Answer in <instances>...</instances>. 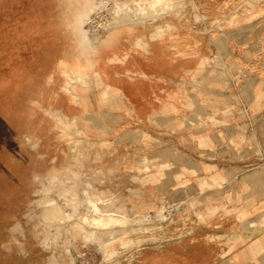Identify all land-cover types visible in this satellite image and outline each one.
<instances>
[{
	"label": "rangeland",
	"instance_id": "1",
	"mask_svg": "<svg viewBox=\"0 0 264 264\" xmlns=\"http://www.w3.org/2000/svg\"><path fill=\"white\" fill-rule=\"evenodd\" d=\"M84 4L85 0H0V248L3 246L9 251L6 255L7 249L1 248L2 251L0 249L1 253L6 250L0 255V264H33L30 257L26 255L27 250L24 246L26 239L33 241L29 250L33 256L35 248L38 247L37 251L42 255L40 264H48L50 258L59 253H62L63 261L65 259L72 264H150V257H156V250H159L157 255H162L159 252L164 247L181 252L179 254L182 259L186 260L195 257V250L200 247L207 257H213L212 259L219 257L220 259L219 255L222 253L220 245L225 240V235L219 233L215 235L214 240H209L208 229L195 230L192 228L196 220L198 222L205 221L204 219L212 212L210 204L203 199L192 198L188 201L178 199L166 202V208L163 206L151 207L148 210L137 212L132 217L127 213H122L123 220L117 221L107 228L83 222L89 235H93L95 230L98 233L109 230L118 232L119 235V231L123 230L117 237V241L112 243L115 247L112 250H117L115 254L111 248L108 249L109 247L107 249L101 247L105 254L97 251L95 248L100 244L97 240L92 241L94 238L85 239L82 234L78 233L74 236L71 235L72 239L69 238L70 246L69 244L65 245L68 232L62 229L63 233L60 237L57 229L52 226L57 221L69 219L71 222L64 226V229H72V223L80 221L81 215L89 217L97 215L93 205L89 204V199L86 198L88 200L86 201L90 210L85 209L84 206L81 208L85 209L86 213H72L73 215L69 218L56 215L55 220L52 217V221L47 219L49 216H46L45 208H48L46 206L48 199H54L53 202L59 204L63 203L59 197H62L67 203L76 202V196L73 199L70 198L75 195L71 193H80V198H82L85 187L93 185L99 189L104 188L102 186L104 184L103 174L94 158L99 154L92 153L93 151L99 152L96 146L113 145V138L123 133L124 137L132 136L131 139H122L123 144L128 145L133 142L134 145L143 147L146 144L143 138H137L136 142L134 135H125V133H133L135 130L139 135H143L142 126H148L147 128L150 130L161 131L163 114L172 116L167 126L176 130L183 124L175 116L181 113L180 109L182 108L186 110V113L192 115L202 112L204 118L206 115L208 119H211L209 115L217 110L214 106L216 103L210 100L212 93L209 90L205 88L201 90L187 89V102L182 107L177 104L170 107L150 105V111L146 113H149L150 120L136 121L135 117L131 116L134 108L129 106V103L125 104L127 100L117 105L114 100L123 99L126 96V91L120 88L123 85L114 90L109 89L108 84H106V89L98 86L103 84L104 79L108 76L106 72L98 68L96 57L86 68L82 81H78L76 84L69 80L65 81V70L70 75H74L75 72L71 66L64 67L62 60L73 61L75 58H79L84 61L86 57V49L81 43L77 26L74 24L76 15L79 10L85 7ZM173 5L175 8L176 6L181 8L184 5V0H174ZM99 8L102 10L98 9V13L93 14L97 18L94 28H98V31L102 32V21L108 23L114 12L111 13L112 9L110 10V7L103 4ZM160 10L163 11L162 8ZM167 10L164 9V12L156 14L157 10L154 13L151 11L149 13L152 14L150 20L171 14L170 10ZM187 15L178 20L187 19ZM194 15L196 16V12ZM205 17L204 14L202 18H197L198 20L195 17V21H200ZM101 19L103 20L101 21ZM98 23H100L99 26H97ZM131 34H137V29ZM113 38L114 36H111L110 40ZM92 43L96 52L102 41L99 38L98 41ZM145 43L146 40L142 37L135 41V45L142 49H145ZM116 59H120V56L117 55ZM213 59L212 63L216 68H219V73L214 72L215 75H212V78L207 81L213 80L228 85L229 78L224 73L223 59L219 54H213ZM128 76L135 77L132 74H128ZM195 80L192 79V81ZM207 81L205 80L204 83ZM82 84H85L86 87H81ZM201 94H204L203 99H199ZM221 110L226 114L244 113L236 95ZM191 125L205 128L209 123L192 121ZM36 136L40 137L39 140ZM121 142L118 143L121 144ZM139 151L141 152V149ZM55 167L60 169L58 174L55 173V176H51L47 173ZM152 169L154 166L151 163L150 171ZM45 172L44 178L37 180L36 174ZM73 172L76 177L81 173L80 177L75 178L72 175ZM78 172L79 174H77ZM74 181L77 182V185ZM100 183L102 184L100 185ZM239 183L234 184L235 187H232L230 192L239 193ZM64 187L67 190L70 189V193ZM219 187L218 189V187L209 186L204 189L203 195L217 193L216 190H219V193L224 191L222 186ZM41 188H45L44 192L37 194L36 191ZM206 189L211 190L207 191ZM225 192L228 191L225 190ZM88 194L97 200L99 206L101 203L111 204L115 201L114 199L111 202L101 199L89 189ZM21 198L22 200H20ZM40 200H43V204H39ZM44 200H47L46 204ZM239 203L241 202L236 201L234 207L229 209L234 208V211H238L239 207L235 204ZM227 204L224 201L219 203V206L226 212ZM112 208L117 209L115 205ZM159 210L164 211L165 216L155 219V217L157 218L155 214H158ZM42 211L45 221L48 220L46 222L51 224L48 227L45 226L46 224L41 218ZM76 214H80L78 219ZM7 215L9 218L6 220ZM51 232L54 234L57 232L56 235L59 237L53 234L52 238ZM45 237L46 240L48 238L50 240L48 239L46 242ZM123 237L126 240L123 241ZM238 237L241 239L240 235ZM125 241L132 245L129 243L126 247ZM58 244L63 245L59 247ZM68 246L71 248V255L63 252ZM59 248L62 249V252L59 251ZM105 251L107 253L112 251L113 254H106ZM82 252L86 253L83 257L81 256ZM71 256L74 260H71ZM105 256H108L106 261ZM167 256L168 254L165 253L162 256L163 260L167 259ZM172 259L174 262L172 264H179L181 261L180 256ZM60 261L62 262V260ZM161 261H155V264H160Z\"/></svg>",
	"mask_w": 264,
	"mask_h": 264
},
{
	"label": "crops",
	"instance_id": "2",
	"mask_svg": "<svg viewBox=\"0 0 264 264\" xmlns=\"http://www.w3.org/2000/svg\"><path fill=\"white\" fill-rule=\"evenodd\" d=\"M190 1L186 6L187 19L178 20L173 14L153 18L150 26L147 24L146 28H136L137 34H131L136 29L123 28L120 35L100 44L94 57L99 58L102 71L108 77L98 86L106 89L108 84V88L114 90L123 85L120 88L126 91V96L112 99L116 105L127 100L125 104L129 103L134 108L131 116L136 121L150 120L149 113L146 114L150 111V105L170 107L177 104L182 107L187 102V89L209 90L212 93L210 100L216 103V112L211 113V119H208L206 115L204 118L202 112L192 115L182 108L181 113L175 116L183 124L176 130L167 126L172 116L163 114L161 131L142 126L143 135L135 130L125 133L134 135L136 142L137 138H143L146 143L143 147L133 142L123 144L122 139L132 137H124L123 133L113 138V145L96 146L99 152L92 153L99 154L94 158L102 171L104 188L93 185L85 187L82 198L80 193H71L75 195L70 198L76 196V202L67 203L58 197L63 200L61 204L70 216L77 212L86 213L85 209L90 210L86 202L89 189L101 199L115 200L111 204L101 203L100 213L96 212L97 215L90 218H100L104 214L113 215L119 220H123L122 213L132 217L151 207L166 208V202L203 199L210 204L212 212L205 221L196 220L192 228L208 229L209 240H214L219 233L225 235L220 245V259L207 257L200 247L195 250L193 259L186 260L182 259L181 252L164 247L159 252L162 255H157L159 250H156V257H150V264L161 260L160 264H172V258L179 256V264H264V0H194L195 5ZM195 12L200 15L199 18L203 14L206 17L195 21ZM161 24L177 28L181 35L179 46L176 45L177 39L170 37L172 29L165 33L164 39L151 37V33ZM140 37L146 40L145 49L135 45ZM213 54H219L225 63L228 85L207 81L215 75L214 72L219 73V68L212 63ZM117 55L120 56L118 60ZM128 74L135 77L131 78ZM234 95L238 97L244 113L221 112ZM203 96L201 94L199 99H203ZM192 121H205L209 125L196 127L191 125ZM151 163L154 166L152 171ZM59 170L55 167L47 173L55 176ZM45 174H36L39 176L37 180L44 178ZM72 175L78 178L74 172ZM236 180L240 182L237 194L230 192ZM209 186L218 189L222 186L224 191L219 193L216 190L217 193L204 196L203 191ZM56 200L59 202L57 197ZM224 201L228 203L226 212L219 206ZM236 201L241 202L235 204L239 207L238 211L229 209L234 207ZM114 205L117 209L112 208ZM83 206L85 209L82 210ZM41 218L46 227L51 225L45 221L43 211ZM69 222L66 219L52 224L60 237L62 229L66 232L64 226ZM101 233L95 230L93 235L90 234V239L94 238L92 241L97 240L102 245ZM69 243L70 240L65 239V245ZM32 244V240L26 239V255ZM100 244L95 249L103 253ZM69 246L63 252L71 255ZM37 248L34 256L39 257L41 263L42 255ZM165 253L168 256L163 260ZM82 254L83 257L86 253ZM57 257L60 264H72L68 260L63 261L62 253ZM71 260H74L72 256Z\"/></svg>",
	"mask_w": 264,
	"mask_h": 264
},
{
	"label": "bare ground",
	"instance_id": "3",
	"mask_svg": "<svg viewBox=\"0 0 264 264\" xmlns=\"http://www.w3.org/2000/svg\"><path fill=\"white\" fill-rule=\"evenodd\" d=\"M173 1L174 0H85V4H84L85 7L83 9L79 10V12L77 13L76 19L74 21V24L77 26V31L79 32L78 34H79V37L81 38V41H82L81 43H83L82 45H84V47L86 49L85 50L82 47L86 51V57H85V60L84 61H81L79 58H75V59L73 58L74 59L73 61L62 60V63L64 65V67L71 66L72 69H73V71L75 72L74 75H70L65 70L64 71V73H65V81L66 80H69V81H71V83L76 84V83H78V81H82L83 80V77H84V73L86 71V68L91 65V60L93 58L95 59V57H94L95 50L93 48L94 47V44L92 42L95 43V41H98L99 38L101 39L102 43H104V42L110 41L111 36L120 35V33H121L120 30H122L123 28H127L129 30H134L136 28H141V27H145L146 28L147 27V24H148V26H150V22L153 21V18L150 20V15H152V14H149V13H151V11H153V13H154L155 10H157V12H155V14H156V13L164 12V9H165V11H166V9H168V10H170L171 15L172 14L175 15L178 19L184 18L186 16V14H187V8H186V6H187L188 0H184V5H182L181 8L180 7L177 8L179 6V4H177L178 6H176V8H175L174 6L176 4L173 5ZM190 2H191V4L195 5L194 0H191ZM101 4L110 7V10L112 9L111 10L112 11L111 13L114 12V14L111 15L112 18L110 20H109V18H107L108 16L106 17L109 20L108 23L105 22L106 24L102 21L103 19H101V21H102L101 27H102L103 31L101 30L102 32H99L98 31V28H94V22L95 23L97 22L96 21L97 18L95 16H93V14L94 13H98V9H101V8H99ZM161 8L163 9V11L160 10ZM107 9H109V8H107ZM100 14H102V13H100ZM101 16H103V15H101ZM195 17H196V19L197 18L199 19L200 15L197 13ZM107 19H105V20H107ZM99 24L100 23H98L97 26H99ZM117 28H119V29L117 30V32H115V30ZM168 30H171L170 37H172L173 39H177L176 45L179 46L180 43H179L178 40H180L181 35L178 33L177 28H170V26H168V24H161V25H159L156 28V30L154 31V33L153 34L151 33V37L152 38H157V37L160 38L161 37V39L162 38L164 39L163 36L165 35V33ZM96 38H97V40H95ZM92 40H94V41H92ZM92 44H93V47H92ZM98 59L99 58H97V60ZM97 65H99L98 68L102 71V64L100 63L99 60L97 61ZM81 87H84L85 88L86 85L85 84H82ZM62 88H63V86H62ZM65 116H67V115H65ZM69 118H71V117H69ZM31 134H33V133H31ZM36 137L39 140L40 137L39 136H36ZM35 177L38 178L39 176L36 175ZM44 189L45 188L38 189L36 191L37 194L40 193V192H44ZM64 189H65V187H64ZM65 190L68 193H70V189L69 190L65 189ZM33 194H34V192H33ZM88 195H89V197H86V198L89 199V204L91 203L90 205H93V208L97 211V213H100L101 208L97 204V200L95 198H93L92 195L91 196H90V194H88ZM88 195H86V196H88ZM26 198H28V197H26ZM48 198H49V196H48ZM42 199H44V198H42ZM20 200H22V198ZM48 200H49L48 201V205H46V206H48V208L47 207H46L47 209L45 208V210H46L45 212H47V214L44 212L46 214V216H49V217H47L48 220L51 219V221H52V217H53V220H55L54 217L56 215H61L62 218H68V217H70V214L68 213V211L64 208V206L62 204H59L57 202H53L54 199L52 200L51 198L48 199ZM44 202L46 204L47 200H44ZM40 203L43 204V200L42 201L40 200L39 204ZM87 204H88V202H87ZM163 212L164 211L159 210L158 211V214H155V215H157V218L155 217V219H158V217L160 219L163 218L165 216V214ZM78 215H80V214H78ZM78 215L76 216V218L78 217ZM5 218L7 220V218H9V216L7 215V217H5ZM79 218H81V219H79L80 221L76 222L75 224L72 223V225H71L73 227L72 229L71 228H69V229L66 228V232H68V235H67V240L68 241L70 239H72L71 237L74 236V234H76V233L82 234L85 239L86 238L87 239H90L91 235L88 234V231L86 230L85 226L83 225V222H88V223L95 224V225L110 226V225L114 224L116 221H121V220H119L117 217H115L113 215L110 216V215H104V214L100 218H90L89 216H86V215L85 216L81 215ZM48 220H46V221H48ZM36 230H38V229H36ZM122 231L121 230L119 231V235H120V233H122ZM117 233L116 232H113V231H109V230L104 231V232L101 233L102 234L101 235V237H102L101 241H102L103 249H107V247H109L108 249L111 248V250H112L113 248H115L112 245V243H114L115 241H117V239H118L117 237H119V235ZM53 234H54V232L50 236L51 237L52 236L54 237V235H56L58 233L56 232L54 235ZM47 237H48V235H47ZM56 237H59V235L58 236L56 235ZM123 238H124L123 241L126 240L125 237H123ZM48 239L46 240V237H45V241L46 242L48 241ZM127 241H130V240H127ZM125 243H126V241H125ZM125 243H124V245L127 247V245H129L130 242L129 243H126V244ZM130 244L132 245V243H130ZM124 245H123V247H124ZM131 245H130V247H131ZM1 248L5 249L6 247H3L2 246ZM3 249H1V251ZM6 249H7V251L5 250L6 252L5 251H3V252H5V254L7 255V252H9V251H8V248H6ZM114 250H116V249H114ZM114 250H112V251L115 254V252H117V250L116 251H114ZM118 251H119V249H118ZM111 252L110 253H107L106 252V254H113ZM2 253L0 252V255ZM27 255L30 257L31 263H33V264H40L39 257L33 256L32 253L31 254L29 253V251H28V254ZM108 256L107 257L105 256V261H106V258L108 260ZM48 264H60L59 258L57 256H53L52 258H50Z\"/></svg>",
	"mask_w": 264,
	"mask_h": 264
}]
</instances>
